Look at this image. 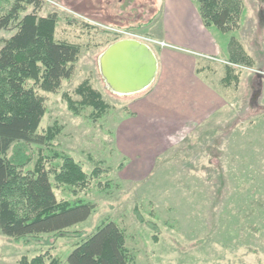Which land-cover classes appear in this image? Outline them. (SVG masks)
<instances>
[{
  "label": "rangeland",
  "instance_id": "1",
  "mask_svg": "<svg viewBox=\"0 0 264 264\" xmlns=\"http://www.w3.org/2000/svg\"><path fill=\"white\" fill-rule=\"evenodd\" d=\"M83 1L45 0L37 13L57 15L55 39L80 48L71 77L59 88L34 87L46 107L37 133L54 125L60 133L49 144L16 145L9 155L17 163L29 158L24 173L44 157L57 200L92 203L95 209L60 233L10 238L0 231V264H68L73 249L109 221L125 234L129 264H264V0H242L238 24L230 30L213 27L227 49L225 59L199 57L206 60L205 74L217 75L214 84L229 105L191 119L142 114L150 90L132 95L109 90L98 65L109 45L129 38L128 31L163 40L154 28L120 25L115 15H85ZM89 1L98 11V0ZM145 1L124 0L125 9H119L118 0H111L110 13L116 7L133 12ZM155 2L159 7L160 0ZM10 3L0 0V10ZM33 11L28 6L21 16ZM15 31L0 32V48ZM160 47L175 49L168 43ZM232 52L236 63L230 62ZM228 67L235 79L225 87L221 78ZM85 81L108 106L100 115L80 104L76 90ZM186 121L192 124L182 127ZM62 156L75 160L86 174L84 183L55 179Z\"/></svg>",
  "mask_w": 264,
  "mask_h": 264
},
{
  "label": "trees",
  "instance_id": "2",
  "mask_svg": "<svg viewBox=\"0 0 264 264\" xmlns=\"http://www.w3.org/2000/svg\"><path fill=\"white\" fill-rule=\"evenodd\" d=\"M9 1L10 7L0 10V32L16 30L3 40L0 48V231L10 238L60 233L86 221L95 205L58 201L44 157L40 156L36 161L34 171L24 173L22 167L29 163V158L25 156L24 162L17 163L9 153L16 145L49 144L59 135L60 128L55 125L44 134L37 133L46 107L34 87L59 88L62 81L71 77L80 48L55 39L58 16L41 17L37 14L45 0ZM193 1L198 3L206 27L228 31L232 25L238 24L242 0ZM102 3L106 0L97 1L100 7ZM28 6H33L34 11L21 16ZM114 26L123 29L120 25ZM126 28L136 27L130 25ZM237 55L232 52L230 62L236 63ZM234 79L233 68L228 67L224 84L231 85ZM31 80L34 82L32 86ZM76 92L82 97L80 104L93 106L97 114L107 109L101 95L88 81L83 82ZM62 160V170L56 173L55 179L70 185L84 183L86 174L75 160L69 156H62ZM125 239L117 223L106 222L73 249L67 263L129 264Z\"/></svg>",
  "mask_w": 264,
  "mask_h": 264
},
{
  "label": "crops",
  "instance_id": "3",
  "mask_svg": "<svg viewBox=\"0 0 264 264\" xmlns=\"http://www.w3.org/2000/svg\"><path fill=\"white\" fill-rule=\"evenodd\" d=\"M110 2L111 0H106V3H102L101 7L98 6L99 10L96 11L91 1L84 0L83 8L87 11L84 14L99 15L100 19L104 18L103 15H115L114 19L117 18L120 25L121 23L132 25L136 27L135 29L148 32L153 31L154 28L155 34H153L157 39L175 48L149 45L156 55L158 70L153 83L145 89L150 90V99L146 101L147 105L140 106L142 114L145 112L155 116L169 115L191 119L196 115L209 116L222 106L229 105L227 97L214 84L217 75L212 78L205 74L207 69L204 70L203 66L206 67V60L199 57L220 59L218 56L222 57L223 53H227V49L225 44L218 43L219 41L214 37L213 26L204 25L197 2L160 0L159 7L156 8L155 0H146L144 4L138 5V10L132 12L131 9L127 12L119 10L126 7L124 0H119V9L114 8L116 13L113 14L110 13ZM124 13L134 15H123L120 21L119 15ZM217 68L221 69L220 65ZM223 78H221V84L225 87L230 86L224 84ZM176 121L177 118L174 123ZM190 122L186 121L181 126L186 127L192 124Z\"/></svg>",
  "mask_w": 264,
  "mask_h": 264
},
{
  "label": "water",
  "instance_id": "4",
  "mask_svg": "<svg viewBox=\"0 0 264 264\" xmlns=\"http://www.w3.org/2000/svg\"><path fill=\"white\" fill-rule=\"evenodd\" d=\"M98 65L107 87L118 95L147 89L158 70L152 48L136 39H121L109 45L100 55Z\"/></svg>",
  "mask_w": 264,
  "mask_h": 264
},
{
  "label": "built area",
  "instance_id": "5",
  "mask_svg": "<svg viewBox=\"0 0 264 264\" xmlns=\"http://www.w3.org/2000/svg\"><path fill=\"white\" fill-rule=\"evenodd\" d=\"M116 31H123L122 29H115ZM127 34H129L128 36H130L129 38L130 39H136V40H139V41H142V40H146V41H150L151 40V42L152 43H155V44H157V45H159V46H165V45H167V43L165 42V41H159V40H152V38L151 39H148V38H145V37H142V36H139V35H136V33H134V32H130V31H128L127 32ZM146 41H142V42H146ZM147 43V42H146ZM212 59H217V58H212Z\"/></svg>",
  "mask_w": 264,
  "mask_h": 264
}]
</instances>
